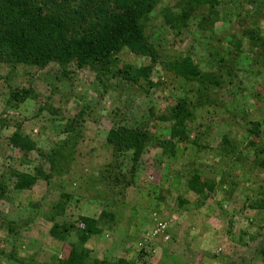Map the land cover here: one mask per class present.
I'll return each mask as SVG.
<instances>
[{"label":"rangeland","instance_id":"rangeland-1","mask_svg":"<svg viewBox=\"0 0 264 264\" xmlns=\"http://www.w3.org/2000/svg\"><path fill=\"white\" fill-rule=\"evenodd\" d=\"M181 1L161 0L146 24L159 53L152 76L158 86L148 93L144 85L111 76L98 80L93 71L73 65L66 70L55 64L44 70L0 65V183L7 190L0 201V264H47L68 255L76 235L66 241L50 235L57 205L64 207L56 219L60 225L83 228L81 218L101 221L102 234L86 246L89 264H264V211L251 208L264 190V0H219L213 29H200L202 11L177 32L165 18L178 12ZM247 31L256 33L255 40L245 37ZM187 56L219 78L220 86L207 85L203 93L209 105L192 106L189 133L202 147L181 145L163 163L161 151L148 150L125 192L91 186L90 179L116 161L106 139L117 125L135 128L147 121L153 134L169 139L171 124L156 118L187 95L195 102L197 85L167 75L163 65ZM220 59L225 63L219 65ZM119 61L120 67L150 64L129 51ZM21 90H31L33 97L17 104L12 94ZM74 119L79 137L63 174L16 191L10 171L32 174L43 166L49 173V163L37 151L24 158L9 138L21 127L40 151L54 155L70 137L66 127ZM251 123L262 125L257 138L247 132ZM119 163L123 174L129 171L131 154L120 156ZM193 175L212 181L215 192H190ZM103 213L112 219L101 220Z\"/></svg>","mask_w":264,"mask_h":264},{"label":"trees","instance_id":"trees-1","mask_svg":"<svg viewBox=\"0 0 264 264\" xmlns=\"http://www.w3.org/2000/svg\"><path fill=\"white\" fill-rule=\"evenodd\" d=\"M161 0H0V65L10 69L19 66L46 69L55 64L61 70L71 65L78 70L89 69L101 76L124 81L137 88L144 85L153 89L154 70L159 65V53L146 35V24ZM219 0H183L178 5V12L165 18V23L173 31L186 29L190 20L202 11L199 27L202 31L213 29L219 20ZM245 37L255 40L256 33L245 32ZM129 51L136 57L146 58L150 64L146 67H120L119 56ZM221 60V59H220ZM225 63L219 61V65ZM167 75L183 80L187 84L197 85V98L192 101L190 96L180 99L176 106L156 118L157 123H170L169 139L153 134L149 122L141 126L129 128L117 125L107 135V146L112 150L116 160L107 165L99 178H91L90 184L100 188H123L134 185L143 158L150 149L161 151L160 163L175 158L181 145L192 143L198 148L199 139H191L189 126L195 122L192 109L209 105L203 93L209 87H218L217 73H205L189 56L163 65ZM194 92V91H193ZM192 93V92H191ZM33 97L31 90H21L12 94L17 104ZM82 117V116H81ZM80 117V118H81ZM78 121L74 119L66 132H70L67 142L56 148L54 155H47L38 149V143L26 135L19 127L9 138V145L22 152L24 158L37 151L41 158L49 163V173L43 166L35 168L32 174L10 171L8 177L15 180L14 188L18 192L32 190L40 180L48 184L54 173L61 175L62 164L71 163L74 157L75 141L79 137ZM260 123H251L247 129L251 137L257 138L261 133ZM226 142V140H225ZM131 154V168L122 173L124 168L119 163L120 156ZM264 154L262 150L260 152ZM264 167V160L261 164ZM188 189L197 196L215 192L212 181L202 180L193 175L188 181ZM6 189L0 183V201L5 198ZM65 198V197H63ZM252 210L264 211V190L251 205ZM57 213L50 219L53 227L50 235L58 241H66L75 234L77 242L71 245L68 255L59 260L53 258L47 264H89L90 250L87 243L102 234L101 221L81 218L78 224L56 222L64 214V207L56 206ZM101 220H110V215L103 213ZM110 218V219H108ZM113 221V220H112ZM10 225V232L14 233ZM264 259V249L262 250ZM33 262V258L30 260ZM93 264H105L94 261ZM119 264H125L119 262Z\"/></svg>","mask_w":264,"mask_h":264},{"label":"built area","instance_id":"built-area-1","mask_svg":"<svg viewBox=\"0 0 264 264\" xmlns=\"http://www.w3.org/2000/svg\"><path fill=\"white\" fill-rule=\"evenodd\" d=\"M161 228H162V229H164V227H163V226H161Z\"/></svg>","mask_w":264,"mask_h":264},{"label":"clouds","instance_id":"clouds-1","mask_svg":"<svg viewBox=\"0 0 264 264\" xmlns=\"http://www.w3.org/2000/svg\"><path fill=\"white\" fill-rule=\"evenodd\" d=\"M82 226V225H81ZM83 227V226H82Z\"/></svg>","mask_w":264,"mask_h":264}]
</instances>
